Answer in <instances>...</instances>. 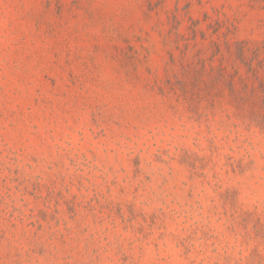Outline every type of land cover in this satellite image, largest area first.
I'll list each match as a JSON object with an SVG mask.
<instances>
[{
	"label": "rangeland",
	"instance_id": "374dc122",
	"mask_svg": "<svg viewBox=\"0 0 264 264\" xmlns=\"http://www.w3.org/2000/svg\"><path fill=\"white\" fill-rule=\"evenodd\" d=\"M0 264H264V0H0Z\"/></svg>",
	"mask_w": 264,
	"mask_h": 264
}]
</instances>
